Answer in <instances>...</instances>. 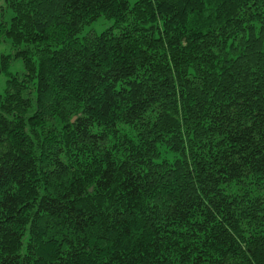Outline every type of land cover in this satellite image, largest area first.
I'll use <instances>...</instances> for the list:
<instances>
[{
	"label": "trees",
	"instance_id": "trees-1",
	"mask_svg": "<svg viewBox=\"0 0 264 264\" xmlns=\"http://www.w3.org/2000/svg\"><path fill=\"white\" fill-rule=\"evenodd\" d=\"M5 1L0 264H264V0Z\"/></svg>",
	"mask_w": 264,
	"mask_h": 264
},
{
	"label": "rangeland",
	"instance_id": "rangeland-1",
	"mask_svg": "<svg viewBox=\"0 0 264 264\" xmlns=\"http://www.w3.org/2000/svg\"><path fill=\"white\" fill-rule=\"evenodd\" d=\"M138 0H130L131 5H133ZM13 18V12L8 7L5 0H0V24L2 22L10 23ZM114 25V20L102 17L98 19L97 21L91 23L88 25L83 33L79 36L80 38L84 37L88 33H97L101 34L105 30L109 29ZM12 46L9 41H6L5 43L0 44V55L2 54H10L11 53ZM24 70L23 64L21 61H15L13 65L9 68V73L16 74L21 73ZM7 74H2L0 76V93L3 94L6 87V79Z\"/></svg>",
	"mask_w": 264,
	"mask_h": 264
}]
</instances>
